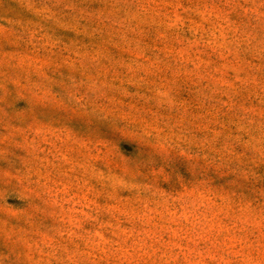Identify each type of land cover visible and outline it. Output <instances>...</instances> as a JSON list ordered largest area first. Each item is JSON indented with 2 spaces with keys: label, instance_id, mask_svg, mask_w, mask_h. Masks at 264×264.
<instances>
[{
  "label": "rangeland",
  "instance_id": "obj_1",
  "mask_svg": "<svg viewBox=\"0 0 264 264\" xmlns=\"http://www.w3.org/2000/svg\"><path fill=\"white\" fill-rule=\"evenodd\" d=\"M0 264H264V0H0Z\"/></svg>",
  "mask_w": 264,
  "mask_h": 264
}]
</instances>
